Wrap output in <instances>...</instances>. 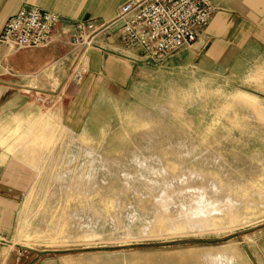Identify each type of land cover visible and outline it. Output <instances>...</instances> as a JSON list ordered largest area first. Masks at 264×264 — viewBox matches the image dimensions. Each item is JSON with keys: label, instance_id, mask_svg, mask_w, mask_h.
<instances>
[{"label": "rangeland", "instance_id": "obj_1", "mask_svg": "<svg viewBox=\"0 0 264 264\" xmlns=\"http://www.w3.org/2000/svg\"><path fill=\"white\" fill-rule=\"evenodd\" d=\"M195 44L140 54L149 67L69 124L47 110L0 138L23 167L8 190L9 264H264V94L242 65L211 75L209 44L173 57ZM34 127L54 138L38 160L17 142Z\"/></svg>", "mask_w": 264, "mask_h": 264}, {"label": "crops", "instance_id": "obj_2", "mask_svg": "<svg viewBox=\"0 0 264 264\" xmlns=\"http://www.w3.org/2000/svg\"><path fill=\"white\" fill-rule=\"evenodd\" d=\"M125 1L0 0V32L8 19L27 6L55 12L62 18L49 46L0 53V138L7 137L13 129L24 127L25 121L38 120L47 110L49 114H60L69 124L77 117L76 111L84 110L83 106L95 95H101V89L124 88L137 72L149 67L139 61L137 49L123 44L118 32L120 22L112 23ZM209 1L214 12L208 27L198 36L192 49L186 48L173 57L194 55L195 50L209 44L205 55L211 60V75L221 64L224 71L230 72L234 71V65H242L240 79L264 94V0ZM86 21L108 27L96 33L92 46L83 49L69 43L67 31L71 32L74 23ZM173 57L166 61L167 64L174 60ZM75 65L74 71H84V77L72 91L69 75ZM173 78L174 75L169 76L168 80ZM237 95L258 104L248 93ZM62 96L64 100L56 109L57 100ZM68 99H71L70 104H65ZM51 103L53 106H48ZM17 142L25 154L30 152L32 158L38 160L41 151L50 149L54 138L34 127ZM7 151L14 152V147L8 146ZM7 151L0 145V264H9L13 245L6 236L10 225L9 185L16 186L12 179L23 170Z\"/></svg>", "mask_w": 264, "mask_h": 264}, {"label": "built area", "instance_id": "obj_3", "mask_svg": "<svg viewBox=\"0 0 264 264\" xmlns=\"http://www.w3.org/2000/svg\"><path fill=\"white\" fill-rule=\"evenodd\" d=\"M213 12L209 0H126L112 23L120 22L119 35L127 48L137 49L144 60L155 62L195 43ZM61 21L55 12L23 7L1 30L0 53L49 46ZM105 27L108 25L97 27L93 21L76 22L70 43L88 48Z\"/></svg>", "mask_w": 264, "mask_h": 264}, {"label": "water", "instance_id": "obj_4", "mask_svg": "<svg viewBox=\"0 0 264 264\" xmlns=\"http://www.w3.org/2000/svg\"><path fill=\"white\" fill-rule=\"evenodd\" d=\"M205 241H208V240H196V241H189V242H205ZM141 245H144V244H141ZM141 245H136V246H141Z\"/></svg>", "mask_w": 264, "mask_h": 264}]
</instances>
